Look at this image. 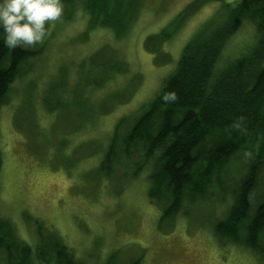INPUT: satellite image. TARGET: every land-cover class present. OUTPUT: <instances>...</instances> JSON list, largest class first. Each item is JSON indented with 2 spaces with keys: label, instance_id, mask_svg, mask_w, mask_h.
<instances>
[{
  "label": "rangeland",
  "instance_id": "374dc122",
  "mask_svg": "<svg viewBox=\"0 0 264 264\" xmlns=\"http://www.w3.org/2000/svg\"><path fill=\"white\" fill-rule=\"evenodd\" d=\"M194 1H142L123 38L92 25L85 0L62 2L61 16L45 22L43 40L23 46L43 50L25 64L0 111V216L13 223L18 239L35 247L41 223L87 264H106L117 250V264L139 257L141 264H264L250 249L222 243L215 230L234 198L228 186L234 187L241 172L228 174L222 190L209 191L206 201L183 203L164 224L167 202L149 196L155 161L136 172L132 165L138 162L121 154L114 174L99 172L117 123L139 116L198 28L222 21L226 7L235 5V0H226L228 5L212 0L190 7ZM188 8L178 31L159 43L156 58L148 37ZM255 39L256 27L245 23L228 41L220 65ZM100 50L114 51L126 70L87 87L83 76ZM105 56L106 51L97 61ZM0 264H6L3 253Z\"/></svg>",
  "mask_w": 264,
  "mask_h": 264
},
{
  "label": "trees",
  "instance_id": "16d2710c",
  "mask_svg": "<svg viewBox=\"0 0 264 264\" xmlns=\"http://www.w3.org/2000/svg\"><path fill=\"white\" fill-rule=\"evenodd\" d=\"M142 1L85 0L84 6L92 25L109 28L117 38H123ZM206 1L212 0H195L190 7ZM220 1L228 5L226 0ZM188 10L148 37V47L156 58L161 56L159 43L178 31ZM221 17L216 24L206 22L198 28L141 114L117 123L111 150L99 172L106 177L114 174L124 157L138 162L132 165L136 172L142 164L155 161L149 196L155 202H167L161 224L174 219L183 203L206 201L209 191L222 190L225 178L241 172L234 187L228 186L234 198L215 230L222 243L250 249L264 259V0H235ZM247 22L256 27L255 42L220 65L228 41ZM4 35L0 28V111L25 64L43 50L10 48ZM105 51L104 61L98 62ZM118 58L110 50L94 53L91 59L95 64L90 74L83 76L84 85H101L106 76L126 70ZM1 158L0 152V163ZM46 230L38 223L39 240L33 247L18 239L13 223L0 216V254L5 255V263L87 264L53 231ZM118 253L120 250L112 252L106 264H117ZM141 262L139 257L129 264Z\"/></svg>",
  "mask_w": 264,
  "mask_h": 264
},
{
  "label": "clouds",
  "instance_id": "9594fccd",
  "mask_svg": "<svg viewBox=\"0 0 264 264\" xmlns=\"http://www.w3.org/2000/svg\"><path fill=\"white\" fill-rule=\"evenodd\" d=\"M63 11L62 0H0V28L5 44L33 45L46 35V21H54Z\"/></svg>",
  "mask_w": 264,
  "mask_h": 264
}]
</instances>
